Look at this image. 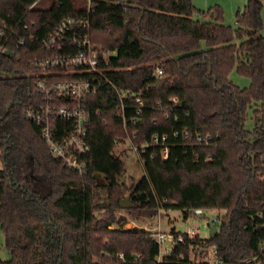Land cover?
I'll list each match as a JSON object with an SVG mask.
<instances>
[{"label": "trees", "instance_id": "16d2710c", "mask_svg": "<svg viewBox=\"0 0 264 264\" xmlns=\"http://www.w3.org/2000/svg\"><path fill=\"white\" fill-rule=\"evenodd\" d=\"M36 1L0 0V24L13 30L5 46L11 54L0 53V230L9 254L0 264H264L260 0H247L234 29L220 14L194 20L191 0H93L90 36L101 61L109 55L105 75L144 104L141 123L127 121V129L148 144L142 178L130 187L115 153L114 140L125 133L112 88L103 86L87 102L85 175L52 158L39 128L27 119L40 101L29 62L46 55L41 40L61 19L82 11L79 0L27 11ZM234 68L250 79L248 88L229 81ZM248 109L252 131L245 129ZM132 115L127 111V120ZM155 135L167 136L165 160L162 147L152 143ZM46 187L49 194L42 199ZM125 198L132 204L127 211L149 221L161 210L179 211L185 221L217 211L211 225L218 231L202 239L171 230L183 242L161 258L154 234L123 229L125 219H115ZM102 211L106 217L98 218ZM210 249L214 263L206 259Z\"/></svg>", "mask_w": 264, "mask_h": 264}, {"label": "built area", "instance_id": "2783aa9c", "mask_svg": "<svg viewBox=\"0 0 264 264\" xmlns=\"http://www.w3.org/2000/svg\"><path fill=\"white\" fill-rule=\"evenodd\" d=\"M38 1L34 2L27 11L35 7ZM79 1L82 3L79 16L61 19L41 40L40 48L46 55L29 62L36 70L33 93L40 97V101H37L26 113V117L39 128L41 138L52 158L58 160L66 169L78 175H85L87 155L90 150L87 142L90 121L87 102L103 86H108L118 98L117 110L125 133L123 140L115 139L114 142L118 145L127 143L142 168L145 163L142 154L148 144L138 140L137 131L130 132L127 129V121L132 126L139 125L144 104L141 99L134 98L129 92L117 89L105 75L110 71L109 55H105L101 61L98 52L93 48L90 36L94 1ZM54 4L61 5V2L54 0ZM12 34L13 30H8L4 22L0 24V53L8 52L5 46ZM29 37L30 41L34 40L33 35ZM24 43L25 40H22L19 45L22 46ZM19 45H16L17 49ZM155 75L160 77L161 71L156 70ZM128 99L131 102L126 104ZM127 111H133L129 120L126 118ZM96 116H100L99 111L96 112ZM173 136L177 137L178 133L174 132ZM166 139L167 136L152 137V143L162 147L159 153L162 160H165L168 154ZM201 139L197 137L199 143L202 142ZM208 140L209 137H206L205 141ZM194 214L201 215L202 211L195 210ZM194 234V231L187 233L188 237ZM154 237L159 244L169 245L164 255H170L173 245L183 242V237L163 234L158 227ZM210 251L214 254L213 249ZM119 259H122V256H119Z\"/></svg>", "mask_w": 264, "mask_h": 264}, {"label": "rangeland", "instance_id": "374dc122", "mask_svg": "<svg viewBox=\"0 0 264 264\" xmlns=\"http://www.w3.org/2000/svg\"><path fill=\"white\" fill-rule=\"evenodd\" d=\"M246 2L247 0H191L192 6L195 9L192 18L194 20L203 21L207 16L209 19H211V16L218 17L220 14L224 24L234 29L236 27V14L238 11L243 9ZM260 2L263 5L260 11V16L264 26V0H260ZM53 4L54 0H40L36 3L35 9L46 11L50 9ZM260 35L264 38V29L260 32ZM111 56L113 57L114 54H111ZM228 79L232 84L240 89L248 88L251 82L248 77L238 74L235 68L230 72ZM251 117L252 112L250 109H248L247 120L245 122V129L248 131H252L254 126V122ZM128 147L129 145L127 143H121L115 148V153L117 156H121V160L123 161L125 168L124 181L125 184L130 187L142 178V168H140L135 155H133ZM124 196L127 197L128 193L124 192ZM159 213V218H154L149 221L142 218L138 219L134 211L130 212L121 209L120 211H114V217L118 220L125 219L123 229H130L133 227L143 228L147 231H150L154 235L156 233L157 227L158 230L163 234H169L171 230H174L175 233L180 234H186L190 231H194L196 235L204 239L209 236V227L212 226V221L218 215L217 211L209 210L204 212L203 217H190L185 221L183 220L179 211H170L165 213L161 210ZM105 214L106 212L102 211L97 213L96 216L98 218H105ZM115 227L116 225H112L110 229H115ZM0 239H3L4 243L2 234H0ZM167 249H169V245L167 243L160 244L159 256L161 258L164 256V251ZM4 251H7L5 246L2 248L0 245V260H4V258L9 257L8 252L7 256H3ZM206 259L209 260L210 263H214L215 260L213 252L209 250Z\"/></svg>", "mask_w": 264, "mask_h": 264}, {"label": "water", "instance_id": "95a60500", "mask_svg": "<svg viewBox=\"0 0 264 264\" xmlns=\"http://www.w3.org/2000/svg\"><path fill=\"white\" fill-rule=\"evenodd\" d=\"M5 55H8V52H5ZM49 194V188H44L41 192V198L45 199ZM119 207L122 210H127L132 208V204L129 199H124L119 203ZM218 229L216 227H209V236H213L217 233Z\"/></svg>", "mask_w": 264, "mask_h": 264}, {"label": "crops", "instance_id": "0c3cea01", "mask_svg": "<svg viewBox=\"0 0 264 264\" xmlns=\"http://www.w3.org/2000/svg\"><path fill=\"white\" fill-rule=\"evenodd\" d=\"M1 165V164H0ZM0 232H1V230H0ZM0 234H2V232L0 233ZM2 236H3V234H2ZM0 242H1V247L3 248L4 247V243H3V239H0ZM6 252V253H5ZM9 255V254H8ZM3 256L5 257V256H7V251H4V253H3ZM9 258V257H8ZM8 258H4V260H0V261H6V260H8Z\"/></svg>", "mask_w": 264, "mask_h": 264}]
</instances>
